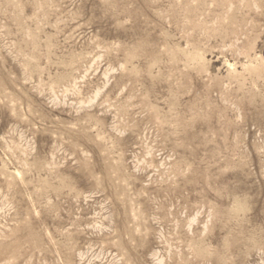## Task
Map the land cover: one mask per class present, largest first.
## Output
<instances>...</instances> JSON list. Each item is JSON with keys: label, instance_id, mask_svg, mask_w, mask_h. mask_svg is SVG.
<instances>
[{"label": "rangeland", "instance_id": "374dc122", "mask_svg": "<svg viewBox=\"0 0 264 264\" xmlns=\"http://www.w3.org/2000/svg\"><path fill=\"white\" fill-rule=\"evenodd\" d=\"M0 264H264V0H0Z\"/></svg>", "mask_w": 264, "mask_h": 264}]
</instances>
